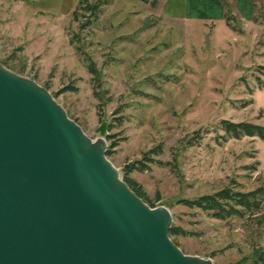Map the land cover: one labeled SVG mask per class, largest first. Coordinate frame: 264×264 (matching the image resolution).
Masks as SVG:
<instances>
[{
    "label": "rangeland",
    "instance_id": "1",
    "mask_svg": "<svg viewBox=\"0 0 264 264\" xmlns=\"http://www.w3.org/2000/svg\"><path fill=\"white\" fill-rule=\"evenodd\" d=\"M81 1L0 0V65L102 142L121 181L134 180L152 208L167 210L179 230L169 240L184 256L250 264L264 250L263 192L223 220L184 201L264 190V141L219 126H264L263 100L254 99L264 91V0L250 24L227 13L229 26L167 19L158 0H111L82 30L86 19H73Z\"/></svg>",
    "mask_w": 264,
    "mask_h": 264
},
{
    "label": "water",
    "instance_id": "2",
    "mask_svg": "<svg viewBox=\"0 0 264 264\" xmlns=\"http://www.w3.org/2000/svg\"><path fill=\"white\" fill-rule=\"evenodd\" d=\"M155 208L101 141L0 65V264H209L172 244L169 213Z\"/></svg>",
    "mask_w": 264,
    "mask_h": 264
},
{
    "label": "trees",
    "instance_id": "3",
    "mask_svg": "<svg viewBox=\"0 0 264 264\" xmlns=\"http://www.w3.org/2000/svg\"><path fill=\"white\" fill-rule=\"evenodd\" d=\"M110 1L111 0H93L89 3L88 0H82L78 5L77 10L73 13L74 21H79V18L82 17L86 20L79 22V28L82 30L86 27H90L93 22L98 19L102 8L108 5ZM156 2L157 0H153L151 5L155 7ZM80 11L84 12V14H79L81 13ZM85 13L87 16H85ZM226 24L229 26L228 22H226ZM260 69L263 71L262 73H264V67H261ZM219 126L225 135H229L231 138L239 139L240 137L246 136L257 137L261 141H264V126L246 122L232 123L229 121H221ZM150 153H154V151H151ZM158 153L159 152H157V154ZM147 161L151 160L148 159ZM137 164L142 165L140 167H145L141 162H137ZM140 167H137L136 169L143 171L144 168L141 169ZM124 182L139 198L142 199L144 203L149 204L145 194L134 180L125 178ZM260 191L263 192L264 196V190L258 189L249 193H244L236 191L233 188H224L213 194L203 195L194 200H186L184 201V204L189 208L198 209L203 212H211L215 218L223 220L231 217H240L243 211L249 210L257 205L254 198ZM149 206L153 207L150 204ZM178 234L179 230L173 228L169 229V236H175ZM250 264H264V250L260 251Z\"/></svg>",
    "mask_w": 264,
    "mask_h": 264
},
{
    "label": "crops",
    "instance_id": "4",
    "mask_svg": "<svg viewBox=\"0 0 264 264\" xmlns=\"http://www.w3.org/2000/svg\"><path fill=\"white\" fill-rule=\"evenodd\" d=\"M258 1L260 0H158V3L162 15L167 19L224 26L227 13L245 24H250ZM258 95H261L263 104L256 106L264 115V91L256 92L255 101Z\"/></svg>",
    "mask_w": 264,
    "mask_h": 264
},
{
    "label": "bare ground",
    "instance_id": "5",
    "mask_svg": "<svg viewBox=\"0 0 264 264\" xmlns=\"http://www.w3.org/2000/svg\"><path fill=\"white\" fill-rule=\"evenodd\" d=\"M24 83H25V82H24ZM26 84H27V83H26ZM34 89L36 90V92H38L36 88H34ZM35 90H34V91H35ZM150 210H151L150 212H155L156 214H158V213H159V211H157V209H156V208H155V209H150Z\"/></svg>",
    "mask_w": 264,
    "mask_h": 264
}]
</instances>
